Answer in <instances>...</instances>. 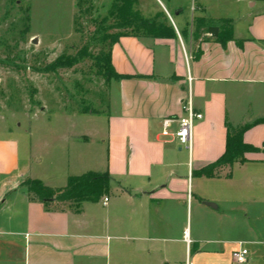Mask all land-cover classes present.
Instances as JSON below:
<instances>
[{
  "label": "crops",
  "instance_id": "crops-1",
  "mask_svg": "<svg viewBox=\"0 0 264 264\" xmlns=\"http://www.w3.org/2000/svg\"><path fill=\"white\" fill-rule=\"evenodd\" d=\"M153 1L174 35L112 45L113 68L129 77L109 81L107 113L96 114L106 118L105 157L92 128L68 133L71 163L35 175L13 127L0 131V264H264V0ZM222 20L224 44L208 30L219 34ZM188 101L201 114L189 147L175 137ZM227 124L247 126L243 141L260 150L215 176L196 174L223 154ZM87 172H107L109 187L75 210L24 185L63 188ZM242 247L248 260L237 263Z\"/></svg>",
  "mask_w": 264,
  "mask_h": 264
},
{
  "label": "rangeland",
  "instance_id": "rangeland-1",
  "mask_svg": "<svg viewBox=\"0 0 264 264\" xmlns=\"http://www.w3.org/2000/svg\"><path fill=\"white\" fill-rule=\"evenodd\" d=\"M155 6L153 0H0V117L6 119L0 131L13 127L20 155L27 149L32 155V173L42 175L50 165L60 175L61 162L65 169L73 160L74 144L65 136L89 128L99 159L105 157L109 83L98 58L107 54L109 36L136 30L128 25L134 16L161 26ZM86 110L92 113L82 116ZM63 113L78 115L69 120ZM57 205L79 204L58 199Z\"/></svg>",
  "mask_w": 264,
  "mask_h": 264
},
{
  "label": "trees",
  "instance_id": "trees-1",
  "mask_svg": "<svg viewBox=\"0 0 264 264\" xmlns=\"http://www.w3.org/2000/svg\"><path fill=\"white\" fill-rule=\"evenodd\" d=\"M121 8L122 6L119 7V9ZM131 19L132 20L129 21L128 25L135 28L136 30L131 33H122L115 36H109L111 40L107 54L101 59L98 58V61H101L104 65V76L108 83L111 79L117 80L129 77L127 75L117 73L111 64V47L115 42H117L120 36L133 34L170 38L174 35V33H172L164 24H161V26L155 28L153 21L144 20L143 18H139L137 15ZM193 21L197 23L199 22V19L195 18ZM139 22L141 23L140 27L143 28L145 33L139 32L141 29L139 26H137V23ZM222 23L223 26H221V32L218 34L217 40L224 44L225 40L230 37L226 35H229L231 26L227 20H222ZM57 62L60 64L61 60L59 59ZM88 112L92 113V110L83 111V113ZM246 128L247 126L234 128L233 126L227 124L225 150L223 154L215 162L204 166L203 168L195 171V173L211 177L215 176L217 174V170L221 167L232 165V163L236 160L243 161V155L245 152L259 151V148L246 144L243 141V133ZM262 151H264V141ZM109 180L110 178L107 172H87L81 175L68 176L66 185L63 188H49L43 185V183L38 179H29L24 183V185L29 192L33 193L44 203H47L53 199H74L79 204V207L82 202L97 200L101 195L105 194L109 187Z\"/></svg>",
  "mask_w": 264,
  "mask_h": 264
},
{
  "label": "built area",
  "instance_id": "built-area-1",
  "mask_svg": "<svg viewBox=\"0 0 264 264\" xmlns=\"http://www.w3.org/2000/svg\"><path fill=\"white\" fill-rule=\"evenodd\" d=\"M186 115L177 119L178 121V129L175 132V137L177 138L178 142L182 145H190V135H191V127L194 119H200L201 114L197 113L193 110L191 103L188 101L184 106ZM170 119H166L163 122V126L166 127ZM165 133V132H164ZM107 198L103 199V204H105ZM183 238L187 245L190 244L191 240L189 237L188 230L185 229L183 231ZM248 250L246 248H239L232 252V257L235 262L237 263H245L248 260ZM186 264H191L189 260L186 261Z\"/></svg>",
  "mask_w": 264,
  "mask_h": 264
},
{
  "label": "water",
  "instance_id": "water-1",
  "mask_svg": "<svg viewBox=\"0 0 264 264\" xmlns=\"http://www.w3.org/2000/svg\"><path fill=\"white\" fill-rule=\"evenodd\" d=\"M209 33L213 36L216 37L218 35V27L216 26H211L209 27ZM209 204V203H208Z\"/></svg>",
  "mask_w": 264,
  "mask_h": 264
}]
</instances>
